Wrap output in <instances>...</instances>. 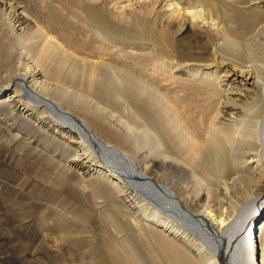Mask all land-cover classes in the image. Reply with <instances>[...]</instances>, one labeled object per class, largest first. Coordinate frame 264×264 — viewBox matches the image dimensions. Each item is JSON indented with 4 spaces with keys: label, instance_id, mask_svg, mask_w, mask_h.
Listing matches in <instances>:
<instances>
[{
    "label": "bare ground",
    "instance_id": "obj_1",
    "mask_svg": "<svg viewBox=\"0 0 264 264\" xmlns=\"http://www.w3.org/2000/svg\"><path fill=\"white\" fill-rule=\"evenodd\" d=\"M26 1L15 23L0 9L19 57L0 102L64 146L35 149L34 170L46 163V178L62 186L96 175L106 185H94L91 195L105 199V210L107 201L137 209L135 222H144L139 227L151 238L141 243L146 258L137 264H264V225L257 235L264 211V0H157L177 14L162 29L151 19L153 0H67L69 21L50 8L58 0ZM134 4L139 11L128 12ZM189 27L192 36L179 43ZM228 53L244 59L225 60ZM58 54L83 90L40 70ZM88 105L127 130L91 123ZM128 133L135 153L123 147ZM187 179L192 186H184ZM233 188L245 203L228 199ZM189 193L205 194L201 213L182 205ZM107 213L104 226H119ZM109 254L114 264H130L117 244Z\"/></svg>",
    "mask_w": 264,
    "mask_h": 264
},
{
    "label": "rangeland",
    "instance_id": "obj_2",
    "mask_svg": "<svg viewBox=\"0 0 264 264\" xmlns=\"http://www.w3.org/2000/svg\"><path fill=\"white\" fill-rule=\"evenodd\" d=\"M5 1L7 5L4 3ZM37 1H41L42 4L49 2L48 0ZM152 2L149 3L151 9L154 8L151 19L154 17L159 18L158 29L166 28L168 22L177 19V14H174L171 7L164 6L161 1L153 0ZM25 6H27L26 0H3V2L0 0V9L3 7L5 14L9 11L7 16L11 18L13 23H15V17H17L16 13L21 12L22 7ZM49 6L59 13L66 12L62 14H64L66 21H69L67 0H58L53 4L49 2ZM138 7L134 4L132 10L128 12L139 11ZM14 27L16 29V25ZM186 33L183 40L179 41L178 39L179 43H186L188 37L192 36L193 29L189 27ZM51 35L55 36V34ZM0 36V87L3 88L7 87L6 80L11 79L19 68L18 65L16 66L19 57L17 58L18 47L12 44L11 30L5 24L1 15ZM54 38L56 39V37ZM32 51H34V47ZM243 55L228 53L221 56L228 61H238L244 59ZM35 58L37 59V57ZM63 58L62 54H58L57 57L54 56L55 62L42 61L41 63L44 64L39 63V68L48 78L57 79V81L72 89L80 88L83 90L81 87L82 78L79 75L73 76L70 73L66 68L68 65L64 66ZM33 60L35 59L33 58ZM116 61L118 64H122L125 60L117 59ZM26 62L30 63L31 61ZM52 71H56L57 74L51 75ZM20 72H24V70L20 69ZM69 81H72L73 84ZM97 86L98 89L100 86V91L103 89L102 87L105 88L104 85ZM88 90L85 91L87 93L93 92ZM110 105L117 108L120 115L125 116H123L125 119L131 117L126 112L124 113L121 104L116 102L115 99L111 100ZM88 109L90 119L86 118L91 123H100L99 120H101L111 123V127L117 124V121L107 116L106 113L97 112L90 105H88ZM11 110L7 101L0 102V264H114L109 250H114L116 244L123 248L129 261L131 260L130 264H137L138 260L145 262L144 258L146 257L143 255L141 243L149 239L150 234L139 227L144 222H135L138 219L137 209L128 210L129 205L127 204L129 203L125 205L124 202L114 204L107 201L108 207L105 210L103 206L105 199L91 195V188L94 185L96 187L106 185L105 181L96 175L88 176L85 179L82 177L74 178L62 186L56 180L46 178L48 176L46 163L44 166H40L42 170L37 173L34 170L36 166L32 163L35 149L43 151L44 145H48L52 149L61 151L64 146L61 142H55L53 137L47 138L43 130L38 126L37 128L33 120L25 117V114L22 115L19 111L20 114L18 112L16 114ZM30 116L36 117V113ZM96 118L98 121H96ZM117 126L120 127L121 125L118 123ZM120 130L126 131L127 129L121 126ZM128 136V143L122 142L124 143L123 147L127 146L128 151L133 149L131 151L135 153L133 136L131 133H128ZM46 139L49 142H46ZM110 143L116 147L119 144L112 141ZM130 144H134V146L129 147ZM123 147L120 144L118 145L120 149H124ZM126 149L124 150L127 151ZM157 164L154 163L153 169L157 170L159 168ZM139 166L141 167V165ZM160 168L162 167L160 166ZM50 169L55 173L60 172L54 169L52 165ZM42 171H46L43 174L45 175L44 179L43 175H40ZM90 180L93 184L89 182ZM192 183L187 179L184 186L189 184L190 187ZM238 193L239 190L233 188L229 194L231 198L226 197L241 200L242 198ZM206 201L204 193H201L198 198H195L193 193H189V195L182 197L181 203L187 211L195 214L204 210ZM107 203L105 202V205ZM239 203H245V199L243 198ZM20 208H22L24 215L18 212ZM123 208L125 209L123 210ZM109 211L110 213L114 212L120 223L119 226L109 223L106 224V227L104 226L103 222H106L107 212ZM261 213L260 220L257 223V235L260 232V236L262 235L260 231L262 227L260 228L259 225H264V211ZM254 231L256 230L254 229ZM110 243L112 244L111 248Z\"/></svg>",
    "mask_w": 264,
    "mask_h": 264
}]
</instances>
